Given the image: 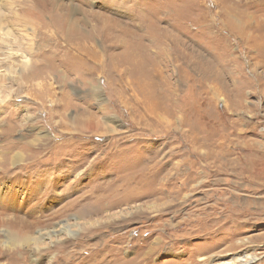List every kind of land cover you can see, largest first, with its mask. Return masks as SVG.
<instances>
[{"label": "rangeland", "instance_id": "374dc122", "mask_svg": "<svg viewBox=\"0 0 264 264\" xmlns=\"http://www.w3.org/2000/svg\"><path fill=\"white\" fill-rule=\"evenodd\" d=\"M0 192V264H264V0H0Z\"/></svg>", "mask_w": 264, "mask_h": 264}, {"label": "bare ground", "instance_id": "6f19581e", "mask_svg": "<svg viewBox=\"0 0 264 264\" xmlns=\"http://www.w3.org/2000/svg\"><path fill=\"white\" fill-rule=\"evenodd\" d=\"M8 199L9 200L6 201V204L4 203L5 205L0 204V236H5L7 238L6 243H3L0 241V244L3 243L2 245L9 246V247H5L6 250L13 248L15 250L19 249V250H22L25 252L39 251L41 249V246L43 245L44 238L45 237L51 238L56 234V232L55 231H53V232H47V231H45V232H34L31 228H28L26 230L25 229L20 230L22 227L20 229H19V227L17 228L16 224L18 223L17 222L18 218L16 219L15 217H12V215L13 214L16 215V214L20 213L22 210H20L19 208H16V206H14V203H13L14 201L12 200L13 198L10 199V197H9ZM31 199H33V198L31 197ZM8 213H12V214L10 216H7ZM9 217H11V218H9ZM66 229H68V228H66ZM34 230H36L35 227H34ZM31 245H33V247H34L33 249H32ZM0 247H2V246H0ZM15 250H13V251H15ZM4 251H2V252H4ZM10 252H12V251L10 250ZM12 258H14V257H12ZM251 262L240 260L237 264H249ZM19 263H20V261H19Z\"/></svg>", "mask_w": 264, "mask_h": 264}]
</instances>
